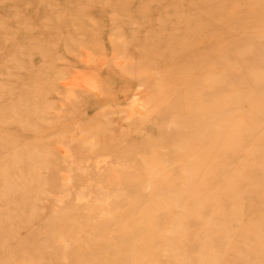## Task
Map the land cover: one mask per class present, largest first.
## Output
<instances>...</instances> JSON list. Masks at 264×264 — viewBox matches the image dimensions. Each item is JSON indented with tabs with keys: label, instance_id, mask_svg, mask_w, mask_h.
Instances as JSON below:
<instances>
[{
	"label": "rangeland",
	"instance_id": "374dc122",
	"mask_svg": "<svg viewBox=\"0 0 264 264\" xmlns=\"http://www.w3.org/2000/svg\"><path fill=\"white\" fill-rule=\"evenodd\" d=\"M0 264H264V0H0Z\"/></svg>",
	"mask_w": 264,
	"mask_h": 264
}]
</instances>
